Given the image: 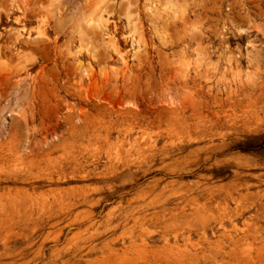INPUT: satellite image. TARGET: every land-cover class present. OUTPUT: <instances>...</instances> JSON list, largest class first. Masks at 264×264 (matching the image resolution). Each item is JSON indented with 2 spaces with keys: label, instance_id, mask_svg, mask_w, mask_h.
Here are the masks:
<instances>
[{
  "label": "rangeland",
  "instance_id": "374dc122",
  "mask_svg": "<svg viewBox=\"0 0 264 264\" xmlns=\"http://www.w3.org/2000/svg\"><path fill=\"white\" fill-rule=\"evenodd\" d=\"M57 1L0 0V264H264V0Z\"/></svg>",
  "mask_w": 264,
  "mask_h": 264
},
{
  "label": "bare ground",
  "instance_id": "6f19581e",
  "mask_svg": "<svg viewBox=\"0 0 264 264\" xmlns=\"http://www.w3.org/2000/svg\"><path fill=\"white\" fill-rule=\"evenodd\" d=\"M58 1H60V2H61L60 4L64 6L65 4H69V3H71L73 0H58ZM58 1H57V2H58ZM81 1H82V0H81ZM87 1H88V0H87ZM87 1H85V2H87ZM85 2H84V3H85ZM89 3H90V2H89ZM55 4H56V3H55ZM85 4H86V3H85ZM69 5H70V4H69ZM69 5H68V6H69ZM71 5H72V3H71ZM57 6H58V5H57ZM63 6H62V7H63ZM24 7H25V6H24ZM60 7H61V6H60ZM25 8H26V7H25ZM22 11H23V9H22ZM36 12H37V11H36ZM26 14H27V13H26ZM36 15H37V13H36ZM79 18H80V17H79ZM83 20H84V19H83ZM60 23H61V22H60ZM82 23H83V22H82ZM18 34H19V33H18ZM20 34H21V33H20ZM20 34H19V35H20ZM14 36L17 37L16 34H15ZM16 37H15V38H16ZM28 40H29V39H28ZM28 40H27V41H28ZM10 41H11V40H10ZM13 41H14V42H13ZM15 41H16L15 39L12 40V43H13L12 45H14ZM69 41H70V40H69ZM29 42H30V41H29ZM29 42H28V43H29ZM90 43H91V42H90ZM6 45H7V44H6ZM10 45H11V43H10ZM89 46H90V45H89ZM93 57H94V55H93ZM124 83H125V82H124ZM122 89H123V88H122ZM126 112H128V111H126ZM124 116H126V115H124ZM121 118H122V117H121ZM123 118H124V117H123Z\"/></svg>",
  "mask_w": 264,
  "mask_h": 264
}]
</instances>
